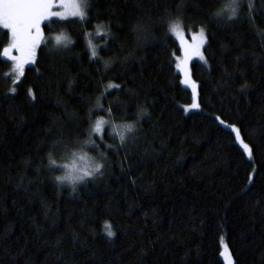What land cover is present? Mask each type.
Masks as SVG:
<instances>
[{
  "label": "trees",
  "instance_id": "obj_1",
  "mask_svg": "<svg viewBox=\"0 0 264 264\" xmlns=\"http://www.w3.org/2000/svg\"><path fill=\"white\" fill-rule=\"evenodd\" d=\"M90 2L86 19L42 24L13 93L0 27V264H225L224 250L232 264H264V0L251 18L242 0L233 21L215 18L221 0ZM177 19L206 38L204 63L190 64L199 110L188 114L168 28ZM124 124L135 130L121 146ZM71 153L103 175L75 191L57 181L64 169L50 157L62 165Z\"/></svg>",
  "mask_w": 264,
  "mask_h": 264
},
{
  "label": "snow or ice",
  "instance_id": "obj_2",
  "mask_svg": "<svg viewBox=\"0 0 264 264\" xmlns=\"http://www.w3.org/2000/svg\"><path fill=\"white\" fill-rule=\"evenodd\" d=\"M223 6L219 8L214 16L217 19H227L228 21L235 20L239 11L242 7V0H227L224 3V0H221ZM61 8L65 11H54V8ZM92 4L90 0H78V2H74L68 4L65 0H60L59 4L55 3V0H0V27L6 29L10 34V43L8 47L4 48L3 56L7 57L9 60L13 62L14 71L18 75H23L24 65L32 63L35 58L36 49L39 47L41 41L43 40V33L41 31V23L45 20L50 19L51 17H59L60 19H64L68 14L79 16L82 20L86 19L87 13L86 10L90 9ZM248 9H249V17L251 18L252 12L254 10L252 0H248ZM181 26V22L179 19L168 22L169 31L175 33L178 37L180 33L177 31ZM102 25H97V31L102 28ZM201 40L200 42L194 46L192 50L199 51L200 46L203 44L204 40V29H201L200 32ZM57 45H63L67 47L71 41H68L65 37L57 36L56 38ZM182 48L185 53V61L191 55V51L189 48L184 47L183 41H181ZM89 48L91 49L92 57H96L97 52L96 48L89 41ZM12 50H15L19 53L18 56H13L10 53ZM203 58V57H201ZM108 66L107 63L105 65ZM181 67V65H178ZM15 83V81H13ZM182 84L188 85L193 90V103L189 106L191 108H199V104L196 103V84L191 82L187 78L181 81ZM109 87H119L118 85H109ZM15 92V89H12ZM28 95L32 96L33 92L31 89L28 90ZM97 108L102 107L99 103V98H97ZM185 111H188V108H185ZM141 115H143V110H141ZM91 110L89 113V119H91ZM108 115L111 116V110L109 109ZM217 120L220 118L217 117ZM107 121L104 120L103 117L97 119L95 124L88 130L89 131V140L85 142L84 145H81L83 149L86 146H95V142L91 140V134L101 133L103 129V125L106 124ZM220 123L223 124L224 121L220 120ZM120 131L116 134L119 136L121 146H124L126 143V135L125 133H131L135 130L134 124H124L119 126ZM113 131L116 130L117 125H112ZM232 132L236 133V140L239 141L246 152L249 153V157H251V152L247 144H243L241 140L240 132L235 126H231ZM108 147H111L109 145ZM76 153H71L68 157V162L62 165H56L54 160H51L50 164L56 167H61L65 170V174L62 176H57L55 179L60 181L61 183L67 181L70 185H72L73 191H75V185L80 182H84L86 177H95L97 174L103 175L101 169L103 168V164L95 163L93 166L89 167L87 170H82L79 168L75 162ZM83 159V157H80ZM108 236H112L113 233L109 231L107 233Z\"/></svg>",
  "mask_w": 264,
  "mask_h": 264
},
{
  "label": "rangeland",
  "instance_id": "obj_3",
  "mask_svg": "<svg viewBox=\"0 0 264 264\" xmlns=\"http://www.w3.org/2000/svg\"><path fill=\"white\" fill-rule=\"evenodd\" d=\"M66 3L68 4H71L74 2V0H65ZM75 2H78V0H75ZM55 3L56 4H59L60 3V0H55ZM54 11H65L64 9H61V8H54L53 9ZM70 18H77V19H81L79 16H74V15H71V14H68L64 19H60L59 17H51L50 19L48 20H45L41 23V31H42V24L51 20V19H59V20H65V19H70ZM6 30V29H5ZM7 31V30H6ZM180 35L179 37L171 32V35L174 37V39L177 41L178 45H179V48H180V56L176 58V71L179 73L180 75V81H183L185 80L186 78L188 80H190L191 82H194L191 78V74H190V64L193 62V61H197V62H201V63H204V56H203V46L205 44V33H204V37H203V44L200 46L199 48V51H194L192 50L194 48L195 45H197L200 40H201V37H200V32L201 30H198V31H195V32H191V33H186L184 30H182V28L180 27L178 30H177ZM8 32V31H7ZM9 34V33H8ZM9 37H10V34H9ZM98 37L97 35H93V37H91V39L89 40L88 36H87V41H88V45H89V41L93 42L94 39ZM181 41H183V44H184V47L186 48H189V50L191 51V55L187 58V60L185 61V53H184V50L182 48V44H181ZM9 43H10V40H9ZM8 43V45H9ZM41 44V43H40ZM93 44V43H91ZM8 45L6 47H8ZM40 46V45H39ZM5 47V48H6ZM89 47V46H88ZM39 48V47H38ZM38 48L36 49V53H37V50ZM202 48V49H201ZM90 52H91V49L89 48ZM36 53H35V58H36ZM11 55L13 56H18L19 53L16 52L15 50H12V52L10 53ZM2 57L4 59H6L7 61H9L11 63V78H12V81H15V83H13V86L12 88L10 89L9 93H13L12 89H14V86L15 84L21 79L22 75H18L15 71H14V65H13V62L11 60H9L7 57H4L3 56V52H2ZM203 57V58H201ZM35 58H34V61L32 63H29V64H25L24 65V70L26 67L28 66H31L34 64L35 62ZM178 65H181L183 70H181V67H178ZM24 70H23V73H24ZM195 83V82H194ZM182 84V83H181ZM196 84V83H195ZM182 86L184 88H186L187 90L190 91L191 93V96H192V101L189 105H186V106H182V108L184 109V112L186 114L188 113H191V112H194V111H198L199 108H191L189 107L192 103H193V90L190 86L188 85H185V84H182ZM197 86V85H196ZM196 96H197V100H196V103H198V92H197V87H196ZM188 108V111H185V108ZM241 148L243 149V151L246 153V155L249 157V153L246 152L243 148V145L241 143H239ZM244 144V143H243ZM80 157H83V159H80ZM75 162L77 164V166L79 168H81L82 170H87L89 167L93 166L95 163L92 162L90 160V158H88L87 156H83L82 154H77L76 157H75ZM65 173V170L64 172ZM225 254V256H224ZM222 257L224 259V263L225 264H232V260L229 256V254L227 253L226 250L223 251V254H222Z\"/></svg>",
  "mask_w": 264,
  "mask_h": 264
},
{
  "label": "bare ground",
  "instance_id": "obj_4",
  "mask_svg": "<svg viewBox=\"0 0 264 264\" xmlns=\"http://www.w3.org/2000/svg\"><path fill=\"white\" fill-rule=\"evenodd\" d=\"M202 49V48H201Z\"/></svg>",
  "mask_w": 264,
  "mask_h": 264
}]
</instances>
